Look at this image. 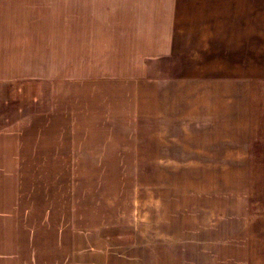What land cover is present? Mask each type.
<instances>
[{
  "label": "crops",
  "instance_id": "obj_1",
  "mask_svg": "<svg viewBox=\"0 0 264 264\" xmlns=\"http://www.w3.org/2000/svg\"><path fill=\"white\" fill-rule=\"evenodd\" d=\"M77 1L76 19L54 8L43 18L35 6L24 31L0 34V93L12 82L37 81L50 95L45 112L30 113L31 125L15 124L6 133L12 138L0 139V264H249L252 240L232 238L230 222H217L229 189L195 187L156 198L158 205L132 217L135 235L125 241L113 234L117 225L103 233L80 217L87 225L76 228L80 223L66 216L80 213L81 195L72 189L2 188L9 173L21 177L17 167L56 164V149L73 151L59 155L76 164L87 149L134 150L135 127L115 120L142 118V148L154 151V165L243 164L230 160L258 142L262 76H232L229 61L209 68L195 60L198 67L188 68L176 0ZM228 30H218V38ZM247 62L237 69L245 72ZM22 228L45 236L23 241Z\"/></svg>",
  "mask_w": 264,
  "mask_h": 264
},
{
  "label": "rangeland",
  "instance_id": "obj_2",
  "mask_svg": "<svg viewBox=\"0 0 264 264\" xmlns=\"http://www.w3.org/2000/svg\"><path fill=\"white\" fill-rule=\"evenodd\" d=\"M35 6H39L42 13L40 17L43 18L49 8L59 9L58 14L68 15L70 20L78 16L77 0L67 2L0 0V34L4 31L10 33L14 29L20 33L24 31L23 29L29 25L23 24L32 19L29 10ZM176 6L180 27L182 25L178 46L184 57V64L190 63L188 68H192L193 65L198 67L194 64L195 60H199L200 63L202 61V65L209 68L212 67L209 62L219 64L229 61L230 75L245 74L248 77L260 75L264 84V0H176ZM223 28L229 29V35L224 39L218 38V30L221 31ZM245 61H248L246 71H241L242 69L239 71L237 67ZM23 82H12L0 93L1 140L12 138L6 133L10 129L13 130V125L17 124L19 128L31 125V112H45L48 107L50 95L46 84L37 81ZM19 88L22 91H19ZM8 90L11 91V95ZM24 90L28 92L24 93ZM60 96L57 99L62 103L67 96L63 94ZM262 112V132L255 135L258 142H252V149L247 150V155H242V151L233 152L235 156L231 155L237 157L241 154V159L230 161H245L247 164L243 162L234 165L206 166L154 165L152 164L154 151L142 148L143 120L137 117L128 122L125 119L114 121V125L135 127L134 150L124 149L126 145H120L117 151L102 149L100 152L87 149L80 151L82 154L80 161L84 163L76 164L77 159H69L67 156L61 158L62 155H59L73 151L56 149L55 157L60 159L56 164L17 167L18 171L22 170L21 177L18 180L16 178V181L9 177L11 175L9 173L2 188L37 191L72 189L81 195L77 198L79 203L75 206L80 213L66 216H69L67 218L70 221L80 223L76 228H84L86 223L95 224L106 228L103 233L105 231L107 233L110 228L117 225V231L113 234L126 238L125 241L133 240L135 235L132 217L135 213L141 217L148 207L158 205L155 202L156 198L172 195L173 191L179 193L182 189L195 187L207 190L229 189L232 192L228 199H224L228 202L227 209L223 210L226 215L223 218L218 217L217 222L219 220L230 222L232 238L252 240L256 253L249 246L246 247L250 253L254 252L249 264H264V102ZM256 117L258 125V116ZM259 136L262 141L259 140ZM122 137L126 140L125 135ZM161 161L168 159L162 158ZM80 217L81 219L83 217L86 223L80 222ZM122 228L127 232H118ZM30 229L22 228L20 235L17 236L23 241L30 240L31 237L44 238L45 235L41 231L34 229L30 234ZM227 232L229 231H224V235L218 236L226 237Z\"/></svg>",
  "mask_w": 264,
  "mask_h": 264
},
{
  "label": "trees",
  "instance_id": "obj_3",
  "mask_svg": "<svg viewBox=\"0 0 264 264\" xmlns=\"http://www.w3.org/2000/svg\"><path fill=\"white\" fill-rule=\"evenodd\" d=\"M23 83H25V82H23ZM28 83H31V82H28ZM32 83H34V82H32ZM19 91H22V89L21 88H19L18 89ZM26 91L24 90V93H25ZM28 92V91H27ZM26 92V93H27ZM8 93L11 95V91L10 90H8ZM26 99H28V96L26 95Z\"/></svg>",
  "mask_w": 264,
  "mask_h": 264
}]
</instances>
